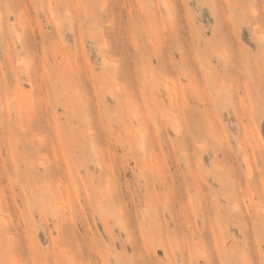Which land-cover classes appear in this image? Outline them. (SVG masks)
Returning <instances> with one entry per match:
<instances>
[{
	"label": "rangeland",
	"instance_id": "rangeland-1",
	"mask_svg": "<svg viewBox=\"0 0 264 264\" xmlns=\"http://www.w3.org/2000/svg\"><path fill=\"white\" fill-rule=\"evenodd\" d=\"M0 264H264V0H0Z\"/></svg>",
	"mask_w": 264,
	"mask_h": 264
}]
</instances>
